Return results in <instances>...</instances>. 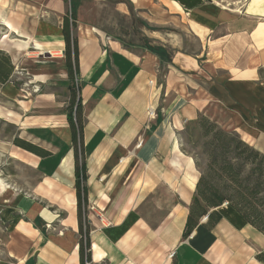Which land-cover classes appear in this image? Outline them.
Returning a JSON list of instances; mask_svg holds the SVG:
<instances>
[{
	"label": "crops",
	"instance_id": "0c3cea01",
	"mask_svg": "<svg viewBox=\"0 0 264 264\" xmlns=\"http://www.w3.org/2000/svg\"><path fill=\"white\" fill-rule=\"evenodd\" d=\"M24 1L32 12L22 24L0 14L12 37L0 51L15 68L0 83V219L9 257L19 264H264V235L227 203L204 207L184 235L200 173L183 148L184 131L206 117L264 157V3ZM109 1L126 20L127 40L120 27L109 28ZM72 7L77 85L62 36ZM133 17L191 34L196 49H181V37L167 41L166 30L153 36ZM71 85L83 117L76 143L66 111ZM80 163L89 243L82 259Z\"/></svg>",
	"mask_w": 264,
	"mask_h": 264
},
{
	"label": "rangeland",
	"instance_id": "374dc122",
	"mask_svg": "<svg viewBox=\"0 0 264 264\" xmlns=\"http://www.w3.org/2000/svg\"><path fill=\"white\" fill-rule=\"evenodd\" d=\"M111 2L112 1H109V5L105 8L106 11L109 12L106 17V19L110 21V23H108L109 28L115 26L116 28L117 26L120 27L119 29L124 28L123 25L126 23V20L121 16L112 14ZM260 2L264 3V0H260ZM31 12L32 9L29 1L0 0V14L2 13L8 15L20 24H22V20L26 21V19L31 18ZM132 19L134 21L132 23L141 24V26L146 28L148 30L147 32H150L153 36L156 35L159 37L163 30L171 32V36L167 39V41L171 39L173 44H175L181 37L184 40H181V43L183 41L181 49L186 52H192L196 49V41L191 34L187 33L185 36H179L180 34L178 30H175L174 28L162 27L155 24L148 25L139 17H133ZM4 32L5 28L0 25V47L4 44L5 40L12 38L9 36L10 33ZM136 34L140 35L142 40L144 39L146 40L145 42H148L147 38L144 37V33L139 29H136ZM119 35L127 40V34H125L123 29L120 30ZM128 39H132V35H129ZM152 48L156 49L159 53L162 52V49L165 53H167L164 48L161 49L155 46ZM3 53L10 59V63L13 67V73L15 68L12 64L11 56L5 52ZM22 82H24V80L20 78L14 83L17 85ZM208 121L215 124L218 131L226 134H235L234 132L221 128L212 120L208 119ZM207 130H209L208 124H204V127H201L198 124L194 127L188 128L183 134V148L186 153L193 158L199 173L204 178V183L202 184V187H204L203 189L207 191L211 188L212 190H215L217 194L226 199L225 203L231 201L245 210L249 207V205L255 204L257 206V210L264 216V160H262L260 156H254L249 150H245L246 148L241 146L239 149L235 150L232 148L225 149L223 147L225 142L221 140L212 141V133L205 135ZM242 142L244 143V141ZM228 161H231L235 165V170H240L238 182L231 180L228 174H226L223 170ZM6 165L9 167L8 172L22 174L24 180H28L30 182H35L37 180V178L29 171L20 170V168L13 164ZM257 189H261V193L255 195V197L254 192ZM207 195L210 196L209 194ZM257 202L260 204H256ZM8 236L7 226L0 219V264H19L18 261L9 257V253L7 251Z\"/></svg>",
	"mask_w": 264,
	"mask_h": 264
},
{
	"label": "trees",
	"instance_id": "16d2710c",
	"mask_svg": "<svg viewBox=\"0 0 264 264\" xmlns=\"http://www.w3.org/2000/svg\"><path fill=\"white\" fill-rule=\"evenodd\" d=\"M75 10L72 7L69 12L63 17L62 24V36L65 44L64 48V56H65V66L67 70V75L69 80L72 82L74 80V75L77 73V50L75 40L72 37V30L75 28ZM156 49H154L155 51ZM157 51V50H156ZM155 51V52H156ZM12 65L10 63V59L7 55L0 51V83H5L9 80V77L12 73ZM67 111V121L69 128L72 134V142H80L82 136L83 129V117H82V106L80 98L77 94V91L73 85L70 87L69 93V101L66 108ZM200 125L204 127V124L209 125V130L205 132V135L212 133V141H223V147L225 149L232 148L233 150L239 149V147L246 148L245 150H249L254 156H260L262 160L264 157L258 154L253 148L248 146L246 143H243L240 137L236 134H226L224 132L218 131L215 124L210 123L206 117H200L196 123V125ZM195 125V126H196ZM212 129V130H211ZM214 129V130H213ZM234 164L231 161H228L223 168L226 174L233 180L234 182H238V177L240 176V170L234 169ZM83 165L80 163L79 170L77 171V183H76V197H77V216H78V226H79V252L81 254V259L84 254V250L88 248V225L86 222V188L82 183L83 179ZM204 183V178L199 176L197 187H196V197H194L193 207L189 214V218L187 220V224L185 227L184 235L188 233L190 230V224L192 221V217L195 214H199L201 211L203 212V208H212L221 206L223 203L225 204V198L221 195L217 194L215 190L211 188L208 189L207 192L202 184ZM261 193V189H257L254 192V196ZM209 194L210 196H208ZM256 197V196H255ZM229 201V200H227ZM230 207H232L250 226L258 230L264 235V216L263 214L257 210V206L255 204L249 205V207L245 210L239 205L229 201L227 202ZM256 204H260L257 202ZM262 205V204H261ZM263 206V205H262Z\"/></svg>",
	"mask_w": 264,
	"mask_h": 264
},
{
	"label": "built area",
	"instance_id": "2783aa9c",
	"mask_svg": "<svg viewBox=\"0 0 264 264\" xmlns=\"http://www.w3.org/2000/svg\"><path fill=\"white\" fill-rule=\"evenodd\" d=\"M74 83H75V85H77V83H78V79H77L76 77L74 78ZM151 115H152V114H150L149 117H150ZM86 264H87V263H86Z\"/></svg>",
	"mask_w": 264,
	"mask_h": 264
},
{
	"label": "bare ground",
	"instance_id": "6f19581e",
	"mask_svg": "<svg viewBox=\"0 0 264 264\" xmlns=\"http://www.w3.org/2000/svg\"><path fill=\"white\" fill-rule=\"evenodd\" d=\"M19 34V33H18Z\"/></svg>",
	"mask_w": 264,
	"mask_h": 264
}]
</instances>
